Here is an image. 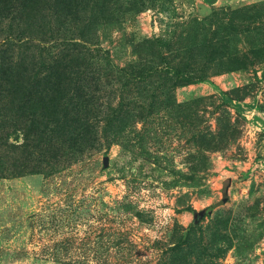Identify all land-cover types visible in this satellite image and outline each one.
Masks as SVG:
<instances>
[{
  "label": "rangeland",
  "instance_id": "374dc122",
  "mask_svg": "<svg viewBox=\"0 0 264 264\" xmlns=\"http://www.w3.org/2000/svg\"><path fill=\"white\" fill-rule=\"evenodd\" d=\"M0 264H264V0H0Z\"/></svg>",
  "mask_w": 264,
  "mask_h": 264
},
{
  "label": "trees",
  "instance_id": "16d2710c",
  "mask_svg": "<svg viewBox=\"0 0 264 264\" xmlns=\"http://www.w3.org/2000/svg\"><path fill=\"white\" fill-rule=\"evenodd\" d=\"M215 208V205L209 206L207 209L201 211V212H195L196 214V219L194 220V222L192 223V227H196L198 226V222H199V217L205 214H210L212 212V210Z\"/></svg>",
  "mask_w": 264,
  "mask_h": 264
},
{
  "label": "water",
  "instance_id": "95a60500",
  "mask_svg": "<svg viewBox=\"0 0 264 264\" xmlns=\"http://www.w3.org/2000/svg\"><path fill=\"white\" fill-rule=\"evenodd\" d=\"M108 162H109V158L106 157V158H105V164H108Z\"/></svg>",
  "mask_w": 264,
  "mask_h": 264
}]
</instances>
